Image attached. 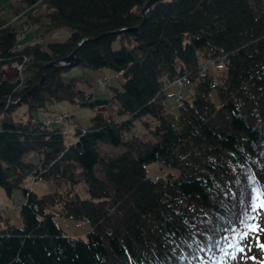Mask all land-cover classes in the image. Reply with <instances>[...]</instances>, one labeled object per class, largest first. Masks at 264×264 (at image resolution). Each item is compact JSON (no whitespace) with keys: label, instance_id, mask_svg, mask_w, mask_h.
Returning <instances> with one entry per match:
<instances>
[{"label":"trees","instance_id":"obj_1","mask_svg":"<svg viewBox=\"0 0 264 264\" xmlns=\"http://www.w3.org/2000/svg\"><path fill=\"white\" fill-rule=\"evenodd\" d=\"M19 2L9 7L13 19L0 16V187H20L24 199L19 224L0 212V264H220L237 246L245 247L239 257L258 249L264 262L257 234L238 236L252 189L264 192V0H153L143 14L145 0ZM31 25L68 32L20 42ZM86 35L71 59L46 65L43 80L23 92L45 61ZM7 64L14 75L4 73ZM73 65L109 68L104 89L85 92L80 77H64ZM173 78L188 90L170 109L165 87ZM61 98L93 109L67 142L58 123L33 114ZM20 102L22 114L11 117ZM30 150L36 159L22 156ZM151 160L175 170L149 175ZM29 175L51 189L19 185ZM55 214L90 227L84 237L69 235Z\"/></svg>","mask_w":264,"mask_h":264},{"label":"rangeland","instance_id":"obj_2","mask_svg":"<svg viewBox=\"0 0 264 264\" xmlns=\"http://www.w3.org/2000/svg\"><path fill=\"white\" fill-rule=\"evenodd\" d=\"M21 3L22 0H0V16H3L5 18L13 19L12 10L9 8L11 4L14 2ZM17 3V4H19ZM22 8H19L21 10ZM34 25H31L29 27H26L22 31L19 32L18 37L19 41L22 42L26 39H29V37H34L35 39L39 38L42 41L45 40H52V39H59L66 35L68 32V28L66 26H57L50 30L40 32V26L39 27H33ZM37 28V29H36ZM25 33L27 37L25 36ZM26 37V38H25ZM59 62V61H58ZM211 66V64H208ZM3 71L6 75L11 76L14 75L16 72V69L11 64L4 65ZM110 72V69L107 67H103L101 71H97L94 69H87V68H80L76 65L70 66L67 70L63 71L62 75L64 77L69 76H75L80 77L77 78V84L79 87H82V89L85 92H88L91 89H100L103 90V85L106 83L105 79L107 78V73ZM112 72V71H111ZM119 70L117 72H113V75L116 80L120 79L119 76ZM188 90V83L186 80L179 81L178 78H173L170 82L166 84L165 87V100L168 103L167 107L170 109L174 108V96L177 92H180L181 94H184ZM104 92L102 91H96L92 95L93 97L103 95ZM177 95V97H180V95ZM211 98L213 100H216L215 92L213 90L210 91ZM48 102L47 108L45 109L42 107L41 109L33 110V114L40 117L43 124H46V121L52 122L49 124L50 126L55 125L56 123L59 124L61 128V132L63 133L64 140L70 141L69 139L73 136V130L75 129V124L77 119H80L81 121H85L88 119V117L91 115L93 109L89 104H82L80 101H77L76 99H68V98H61V99H55V100H47ZM25 107V104L20 102L11 109L10 115L11 117L15 118L18 115L22 114L23 108ZM95 110L98 111H105L106 106L104 105H96L94 106ZM60 113V114H58ZM146 117V116H145ZM58 121V122H57ZM84 127H81L80 131L83 130ZM133 130H135L138 134H141L143 131V127L141 122H134ZM146 137L148 136L145 135ZM101 150H105V152L112 151V147H106L103 146V144L99 143ZM105 149H104V148ZM24 158L34 160L36 159V152L35 151H28L27 153L22 155ZM147 171L149 175H152L153 172H164L165 170H171L174 171L175 168L172 166H164L161 164H158L156 160H151L147 162L146 164ZM19 185H24L27 187H33V189L36 192L41 191H48L52 187V182L48 179H41V178H33L30 175L26 176L22 179V182H20ZM78 191L82 192L83 194L86 193L85 185L82 182H79L75 185ZM21 188L16 187L12 190L11 194H7L3 191V189L0 187V212L3 214H6L9 220H11L13 223H20V216L17 211V206L22 202L23 199L21 195ZM55 222L61 227L62 230H64L67 234L73 235V236H85V231L90 227V222L88 219L85 218H77L71 215H61V214H55L54 215ZM238 251H235L233 255H235L236 259L233 260L230 257H223V263L224 264H264L263 261H261L260 258L263 257V255L259 252L258 249H254V257H239L240 255L237 254ZM259 255V256H258ZM257 256V257H256ZM203 262V261H202Z\"/></svg>","mask_w":264,"mask_h":264},{"label":"snow or ice","instance_id":"obj_3","mask_svg":"<svg viewBox=\"0 0 264 264\" xmlns=\"http://www.w3.org/2000/svg\"><path fill=\"white\" fill-rule=\"evenodd\" d=\"M264 192L260 188H253L251 195V202L249 204L250 213L246 212L240 220V223L244 226V230L239 232L238 236L241 242L247 241L252 234H257L255 236L257 246L264 251V243H260V236L258 233H264V227H261L260 223H250L249 221H256L258 219L264 220ZM229 248L233 245L229 244ZM236 251L243 253L245 251L244 246H237ZM228 255V253H225ZM233 260L236 259L235 255L231 257Z\"/></svg>","mask_w":264,"mask_h":264},{"label":"water","instance_id":"obj_4","mask_svg":"<svg viewBox=\"0 0 264 264\" xmlns=\"http://www.w3.org/2000/svg\"><path fill=\"white\" fill-rule=\"evenodd\" d=\"M151 1H153V0H145V2L143 3V5L141 7V14H143L144 10L147 8V6L150 4ZM124 27H134V25H132V26H120V27L114 28V30H119V29H122ZM86 37H89V35L81 36L75 42V44L71 47V49L67 53H65V54H63V55H61L59 57L52 58V59H49V60L45 61L42 64V66H41V74L38 77V79L36 81H34L33 83H31L23 92L24 93L27 92L29 89H31L32 87L36 86L37 84H39L43 80V78L46 75V70H45V66L46 65L50 64L53 61L65 62V61H68L69 59H71L72 58V55H73V51H74L76 45L79 44Z\"/></svg>","mask_w":264,"mask_h":264},{"label":"built area","instance_id":"obj_5","mask_svg":"<svg viewBox=\"0 0 264 264\" xmlns=\"http://www.w3.org/2000/svg\"><path fill=\"white\" fill-rule=\"evenodd\" d=\"M47 121H48V120H47ZM47 121H46V122H47Z\"/></svg>","mask_w":264,"mask_h":264}]
</instances>
